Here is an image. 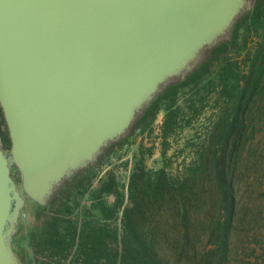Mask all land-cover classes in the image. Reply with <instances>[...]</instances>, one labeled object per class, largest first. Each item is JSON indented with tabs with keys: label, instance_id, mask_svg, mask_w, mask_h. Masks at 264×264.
<instances>
[{
	"label": "rangeland",
	"instance_id": "374dc122",
	"mask_svg": "<svg viewBox=\"0 0 264 264\" xmlns=\"http://www.w3.org/2000/svg\"><path fill=\"white\" fill-rule=\"evenodd\" d=\"M263 13L264 0L170 110L160 101L144 127L133 126L66 181L47 207L25 206L12 246L26 263L92 264L98 248H112L118 264H264V74L224 161L221 125L233 109L219 79L224 61L248 74ZM262 59L263 51L254 69ZM0 141L8 151L1 108ZM12 176L19 185L18 170Z\"/></svg>",
	"mask_w": 264,
	"mask_h": 264
},
{
	"label": "water",
	"instance_id": "95a60500",
	"mask_svg": "<svg viewBox=\"0 0 264 264\" xmlns=\"http://www.w3.org/2000/svg\"><path fill=\"white\" fill-rule=\"evenodd\" d=\"M254 4L0 0V108L10 141L8 151L0 141V264H28L12 246L25 206L47 207L168 85L229 40Z\"/></svg>",
	"mask_w": 264,
	"mask_h": 264
},
{
	"label": "trees",
	"instance_id": "16d2710c",
	"mask_svg": "<svg viewBox=\"0 0 264 264\" xmlns=\"http://www.w3.org/2000/svg\"><path fill=\"white\" fill-rule=\"evenodd\" d=\"M262 2L263 0H255L256 5L253 8L251 14L250 12L246 13L245 15L240 17V19L235 23L231 38L225 42L220 43L213 49H211L208 54L209 57H207V59H205L191 73L185 76V78L181 82L168 85L155 98V100L146 109V111L140 117H138V119L135 121L133 126L142 125V127H144L148 123L150 118H152V116L156 113L157 108H158V103L160 101H165L167 104L166 110H170L172 108V102L174 101V98L178 90L180 88H183L184 86H187L189 84H192L193 82L198 81L204 76V74L206 73V70L210 66V62L215 60L221 54L225 53L227 49L236 42V38H235L236 30L239 27H242L244 24L249 23L251 17L253 16V13H256L257 11L261 10ZM252 23H255V19H252ZM261 32H262L261 33L262 37H260L261 40L259 39L258 41L260 45L253 54L251 65L247 72L248 74L241 73L240 71H236L232 69L234 64L231 63L230 61H224V63H222L221 65V72L219 75L220 83L223 89L226 91L228 98L230 100V103L232 105V109H233L231 121L229 123L224 122L221 125V135H222L223 142H222V150H221L220 158L222 161H224L228 155V144L232 136L234 125L238 122H243V118H244L245 112L247 111L248 104H249L248 98L251 95L250 90H252L253 88H257L261 80V77L264 74V69H262L264 66L263 59L261 60L262 68L254 69L255 64L258 61L260 53H262V51L264 52V26L262 27ZM56 196L51 201H53L56 198ZM110 235H111L110 239L114 240L115 239L114 230H112ZM101 241L103 243L105 242L104 235L102 236ZM97 250L100 254L94 260V262H92V264H118L117 263L118 262L117 253L116 251H114V249L111 248L110 249L111 252L109 253H104V248H98ZM119 264H125L122 258H120Z\"/></svg>",
	"mask_w": 264,
	"mask_h": 264
}]
</instances>
